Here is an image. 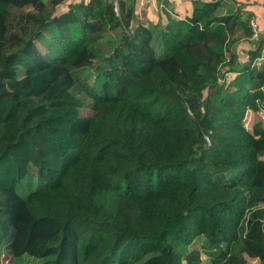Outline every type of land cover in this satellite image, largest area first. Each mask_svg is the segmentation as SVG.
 Wrapping results in <instances>:
<instances>
[{"label":"trees","instance_id":"trees-1","mask_svg":"<svg viewBox=\"0 0 264 264\" xmlns=\"http://www.w3.org/2000/svg\"><path fill=\"white\" fill-rule=\"evenodd\" d=\"M62 2L0 0V257L264 264V128L242 123L264 110V64L251 69L263 46L237 63L230 41L252 34L251 14L191 0L172 37L133 25L125 0L55 16ZM101 57L78 97L77 72Z\"/></svg>","mask_w":264,"mask_h":264},{"label":"rangeland","instance_id":"rangeland-1","mask_svg":"<svg viewBox=\"0 0 264 264\" xmlns=\"http://www.w3.org/2000/svg\"><path fill=\"white\" fill-rule=\"evenodd\" d=\"M112 2V0H109ZM126 4L130 7H133L137 20H133L132 24L134 25L139 21L143 23H149L157 25L163 29L167 28L172 37H176L178 34V24L179 17L181 18V14L177 13L178 17L174 14L175 6L181 2V0H125ZM215 1V0H214ZM80 0H63L62 4L55 10L54 15H60L63 11H65L68 5L73 4L77 6ZM232 5H238L244 11L243 17L245 18L246 14L249 13L250 21L253 20L256 25L257 34L256 37L245 36L242 34V29L239 28L236 30V34L231 36L230 41L233 42V50L235 51L236 56L238 57L237 63L246 62L248 59L247 52L254 51L255 43L262 44L263 48L260 51V58H257L253 61L251 65V69H261L264 64V0H225ZM237 6V7H238ZM231 5L226 7L227 10L231 9ZM117 13L118 11L115 10ZM169 17V18H168ZM176 24V25H175ZM120 33V29L109 30L104 34V38L102 43L103 55H109L111 50V44H106L105 40L116 39ZM36 46L41 51V53L45 54L46 49L36 41ZM105 58V57H104ZM104 58L101 59L96 58L92 62V66L88 69L80 70L77 72L76 79L77 84L75 86V94L84 98L88 89L99 81L100 77V67L104 64ZM235 74H226V79H231ZM230 81V80H228ZM227 81V82H228ZM240 81H243L240 79ZM244 87L248 88V84H243ZM229 93H233L236 91L234 86H229L227 88ZM213 92V91H211ZM208 94L209 91L204 92ZM78 114L82 117H88L93 115V111L90 110L88 106H85L78 110ZM243 126L249 131L252 132V127L259 123L261 127L264 128V110H260L259 112H252L251 110H247L244 114L243 118ZM196 249H199L198 245H195ZM202 264H206V256L201 253ZM34 260L23 257L18 264H35ZM0 264H11L10 256L7 253H3L0 257Z\"/></svg>","mask_w":264,"mask_h":264},{"label":"crops","instance_id":"crops-1","mask_svg":"<svg viewBox=\"0 0 264 264\" xmlns=\"http://www.w3.org/2000/svg\"><path fill=\"white\" fill-rule=\"evenodd\" d=\"M203 1L209 2L214 0H203ZM190 5H191V0H181V2L175 6V9L182 14H187L191 10Z\"/></svg>","mask_w":264,"mask_h":264},{"label":"built area","instance_id":"built-area-1","mask_svg":"<svg viewBox=\"0 0 264 264\" xmlns=\"http://www.w3.org/2000/svg\"><path fill=\"white\" fill-rule=\"evenodd\" d=\"M250 26H251V35L252 37H256L257 34V29H256V25L254 24L253 20L250 21Z\"/></svg>","mask_w":264,"mask_h":264}]
</instances>
